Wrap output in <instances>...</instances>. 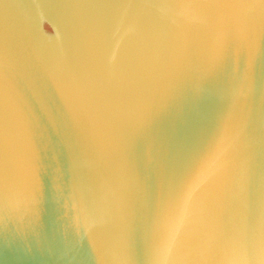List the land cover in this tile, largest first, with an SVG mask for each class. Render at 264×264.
<instances>
[{
	"label": "water",
	"instance_id": "1",
	"mask_svg": "<svg viewBox=\"0 0 264 264\" xmlns=\"http://www.w3.org/2000/svg\"><path fill=\"white\" fill-rule=\"evenodd\" d=\"M0 264H264V0H0Z\"/></svg>",
	"mask_w": 264,
	"mask_h": 264
}]
</instances>
